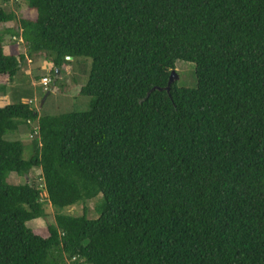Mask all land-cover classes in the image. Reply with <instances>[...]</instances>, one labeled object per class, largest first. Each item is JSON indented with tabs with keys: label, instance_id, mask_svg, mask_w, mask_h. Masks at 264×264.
I'll return each instance as SVG.
<instances>
[{
	"label": "trees",
	"instance_id": "16d2710c",
	"mask_svg": "<svg viewBox=\"0 0 264 264\" xmlns=\"http://www.w3.org/2000/svg\"><path fill=\"white\" fill-rule=\"evenodd\" d=\"M10 2L0 24L20 26L0 30V76L90 59L93 99L40 116L24 90L0 108V264H264V0H29L20 17ZM178 61L196 88L167 91ZM22 126L27 160L5 139ZM44 191L46 237L28 225L47 216Z\"/></svg>",
	"mask_w": 264,
	"mask_h": 264
},
{
	"label": "rangeland",
	"instance_id": "374dc122",
	"mask_svg": "<svg viewBox=\"0 0 264 264\" xmlns=\"http://www.w3.org/2000/svg\"><path fill=\"white\" fill-rule=\"evenodd\" d=\"M29 0H11L7 4L8 11H14L18 17L21 16L20 12L25 10L28 6ZM6 25V24H5ZM16 30H19L18 21H14L9 24ZM6 26L0 24V30H4ZM12 28V29H13ZM10 37L6 36L4 42L5 51L8 53L10 46ZM19 41V51L22 54L27 53V46L22 41ZM9 50V51H8ZM91 68V60L81 58L78 61H74L68 66L63 68L62 73L58 77L51 73L50 65L46 64L44 61L31 62L27 60L24 62V66L20 73L16 76L13 81H9L7 76H0V108L6 105L13 104L16 102L14 93L21 94L24 90L32 92V99L24 98V103H30L40 114V116H56L73 111H86L90 108L92 97L80 95L81 88L86 85L88 80V72ZM175 71L179 76L178 80H175L179 88L194 89L197 86L196 78V66L194 63L178 61L176 63ZM48 77L51 82H55L58 79L56 85L45 86L42 83V79ZM53 79V80H52ZM2 85H7L6 92L2 90ZM36 127V125L34 126ZM32 132L27 127L22 126L20 131L8 132L5 135L6 140H21L25 143L26 148L24 152V158L27 160L30 157L31 149L30 145L32 143ZM25 178L17 176L13 173L10 175V181L15 183H24ZM27 181L32 184L37 182L43 184L42 172L41 170L31 171ZM102 196L97 199L87 202L86 212L88 217L97 218L98 214L96 212V206L99 203ZM43 201L45 203L46 218H40L33 220L28 223L29 227L32 228L35 233L46 237L48 236L47 227L49 224L54 223L56 209L51 205L48 194L46 191L42 194ZM60 212L64 214H70L73 216H81L85 213L83 205H78L70 208L60 209Z\"/></svg>",
	"mask_w": 264,
	"mask_h": 264
},
{
	"label": "water",
	"instance_id": "95a60500",
	"mask_svg": "<svg viewBox=\"0 0 264 264\" xmlns=\"http://www.w3.org/2000/svg\"><path fill=\"white\" fill-rule=\"evenodd\" d=\"M68 59L69 60H72V57H68ZM59 73H60V71L57 70L56 77L59 76ZM178 79H179V76L177 75V72L175 70H172L171 75H170V78H169V82H168V85H167V91L170 90L171 85L175 82V80H178ZM158 90H162V89L158 88Z\"/></svg>",
	"mask_w": 264,
	"mask_h": 264
},
{
	"label": "built area",
	"instance_id": "2783aa9c",
	"mask_svg": "<svg viewBox=\"0 0 264 264\" xmlns=\"http://www.w3.org/2000/svg\"><path fill=\"white\" fill-rule=\"evenodd\" d=\"M16 2H18L19 0H15ZM42 83L45 85V86H48L50 83H51V80L48 78V77H44L42 79ZM32 101H30L31 103Z\"/></svg>",
	"mask_w": 264,
	"mask_h": 264
},
{
	"label": "crops",
	"instance_id": "0c3cea01",
	"mask_svg": "<svg viewBox=\"0 0 264 264\" xmlns=\"http://www.w3.org/2000/svg\"><path fill=\"white\" fill-rule=\"evenodd\" d=\"M12 23V22H11ZM10 23H8V24H6V25H4V26H6V28L5 29H8V28H13V27H10V25H9ZM7 37H10L11 38V36L9 35V34H7L6 35ZM6 36H5V40H6ZM11 40V39H10ZM11 43V42H10ZM9 50H10V48H9ZM8 50V51H9ZM6 52V51H5ZM7 53V52H6ZM7 54H9V52L7 53ZM1 104V103H0Z\"/></svg>",
	"mask_w": 264,
	"mask_h": 264
}]
</instances>
